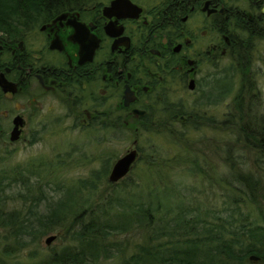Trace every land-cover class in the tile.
I'll return each mask as SVG.
<instances>
[{
    "label": "flooded vegetation",
    "instance_id": "flooded-vegetation-1",
    "mask_svg": "<svg viewBox=\"0 0 264 264\" xmlns=\"http://www.w3.org/2000/svg\"><path fill=\"white\" fill-rule=\"evenodd\" d=\"M131 1L139 13L130 8L124 16L109 17L104 9L112 0H80L61 11H42L33 24L0 25V80L10 87L0 85V115L7 120H0V126L7 124L4 142L29 143L37 135L25 130L26 115L33 126L34 106L29 114L24 106L3 109L7 100L19 98L32 106L57 96L70 115L76 113L77 128L99 119L107 123L104 114L110 112L109 126L136 133L146 126L164 128L165 112L188 122L192 114L221 107L264 108V87L254 76L264 73V0H211L205 12L207 0H175L174 8L173 3ZM73 21L84 25L78 36ZM221 22L225 27L218 26ZM172 76L183 81L184 98L173 104L185 105L186 118L170 107ZM208 76L216 92H205ZM236 78L240 83L234 93L222 98L219 92ZM256 97L263 101L254 102ZM17 119L20 134L11 140L7 127L14 129ZM38 126L39 135L47 130L45 122Z\"/></svg>",
    "mask_w": 264,
    "mask_h": 264
},
{
    "label": "trees",
    "instance_id": "trees-1",
    "mask_svg": "<svg viewBox=\"0 0 264 264\" xmlns=\"http://www.w3.org/2000/svg\"><path fill=\"white\" fill-rule=\"evenodd\" d=\"M79 1L0 0V25L37 22L36 17L33 19L27 14L29 3L37 6V12L41 9L57 12ZM162 2L163 6L173 3L171 8L175 7V0ZM28 17L30 22L26 21ZM247 110L255 119L241 124L239 131L247 143L264 156V116H258L256 109L240 110V113L244 115ZM168 114L172 113L165 112L164 119ZM104 117L107 123L99 119L84 129L100 132L99 142L118 140L125 134L137 140V148L142 152L139 162L148 158L147 145L156 147L154 137L161 129L146 126L138 133L134 129L126 131L109 126L110 112ZM177 121L182 124L181 130L174 133ZM189 121L198 130L203 121L209 125L214 123L205 113L192 114ZM165 125L173 138L175 136L174 141L187 134L186 119L173 117ZM12 153L6 152L9 156ZM110 156L92 176L73 183L58 176L67 162H58L55 157L46 162L38 160L32 165L0 169V264H105L104 261L114 258L120 259L115 264H264V210L260 209L256 218H249L237 207L242 198L251 197L250 193L259 186L257 181L251 182L252 177L240 178V196L231 197L230 207L203 212L182 198L183 194L178 191H167L164 186L162 190L159 185L149 189L141 187L131 178L133 171L121 181L112 183L108 179ZM2 159L4 157L0 156V161ZM149 161L154 165L153 157ZM259 163L264 165L263 161H258V166ZM261 188L264 191V186ZM172 192L179 198H174ZM162 193L168 204L161 199ZM15 201H20L21 205L11 209ZM134 229H148V233H145L144 243L136 244L126 257L130 241L112 239V236ZM53 231H61L70 242L60 248H51L53 252L41 256L44 253L42 239ZM25 253H28L26 258L20 257ZM252 254L260 256L262 261H250Z\"/></svg>",
    "mask_w": 264,
    "mask_h": 264
},
{
    "label": "rangeland",
    "instance_id": "rangeland-1",
    "mask_svg": "<svg viewBox=\"0 0 264 264\" xmlns=\"http://www.w3.org/2000/svg\"><path fill=\"white\" fill-rule=\"evenodd\" d=\"M162 1L141 0L146 4ZM260 70L264 72V69ZM258 72L254 76L261 82V87H264V73L259 74ZM252 88L256 90L254 86ZM256 98L257 100L254 102L263 101L262 97ZM227 99L229 98L226 97L224 100L227 102ZM4 106L3 109L10 111H16L18 107L24 106L28 114L30 108L34 106L33 126L30 127L31 121L29 116L26 115L28 125L25 130L26 135L29 130L32 133V129L36 131L37 135L29 143L24 142V140L18 143H11L12 141L6 143L4 142L5 138L1 137L2 135L6 137L4 130L7 124L4 123L5 126L1 124L0 156L4 159L0 161V169L8 166H21L22 164L32 165L38 160L46 162L55 157L59 160L58 162L64 164L67 162V165L59 170L58 176L67 182L71 181L70 183H73V181L77 182L80 179L92 176V172L101 169L104 165L103 160L110 155L112 159L111 169L116 157L123 154L133 140H129L130 138L124 134L118 140L116 138L108 140L101 136L106 140L99 142L101 133L96 129L77 128L75 126L76 113L71 112L70 115L57 96H49L41 104H32V106L27 98H19L14 101L7 100ZM256 110L254 109L258 116H264V108H261V104ZM248 112L247 110L242 115L240 110L226 111L223 107L217 111L212 109L210 113L205 114L211 116L214 123L209 125V123L203 121L204 123H201L198 130L191 126L190 121H188L186 122L187 134L184 138L176 137V141H174L175 136L173 138L168 127L162 128L160 134L154 137L156 147L150 148L147 145L148 158L137 164L131 178L146 189L159 185V189L164 186L167 191L169 189H173V192L178 191L183 194L182 198L194 203L195 208L206 212L207 209L216 211L230 207L231 197L239 195L240 178L249 175L253 178L251 182L257 181L259 186L250 193L251 197L248 196L253 199L239 197L242 198V201H239L237 207L238 209L240 207L239 210L244 213V217L256 218L260 209L264 210V191L261 188L264 186V165L259 163L258 166V161L264 162V156L255 151L239 131L240 124H246L247 120L255 119H252L253 117ZM229 116H233L236 123L232 120L233 118L229 120ZM0 118V120L7 122L3 115H0ZM171 118L173 119V115L168 114L164 122L169 123L172 121ZM136 120L130 119L133 123ZM40 122L47 124V130L39 135L38 129L40 127L38 124ZM233 123H235V126H233ZM175 124L174 133L181 130L180 126L182 125L178 122H175ZM12 129L13 127H7L9 137ZM22 137L25 139V135ZM105 137H107V134H105ZM29 138L31 139V137ZM105 148H109V150L107 151ZM7 151H13L14 154L12 153L9 156L6 154ZM6 156L9 157L5 158ZM152 157L155 160L154 165L149 164V158L152 159ZM195 169L199 171V176L191 174V170ZM247 184L249 185L250 181ZM173 192L172 196L176 199L179 198V195ZM252 194H255V197ZM163 195L165 194L162 193L161 199L168 204L169 201L167 202ZM20 203V201L13 202L11 209L19 207ZM234 209H236L235 206ZM147 230L134 229L128 233L113 235L112 239L130 241L127 246L130 247L129 253L124 254L127 257L134 250L136 244L142 245L144 243L145 233H148ZM53 234H57L59 237L57 236L58 238L51 243V247H48L46 238ZM61 234V231H53L43 237L42 250L44 253L41 256L45 255L46 252L50 253L51 248H60V246L70 242L68 236ZM25 254L20 257L26 258L28 253ZM119 260V258H114L104 262L105 264H115Z\"/></svg>",
    "mask_w": 264,
    "mask_h": 264
},
{
    "label": "water",
    "instance_id": "water-1",
    "mask_svg": "<svg viewBox=\"0 0 264 264\" xmlns=\"http://www.w3.org/2000/svg\"><path fill=\"white\" fill-rule=\"evenodd\" d=\"M130 8H133L136 13H139L141 11V8L135 5L131 0H112L111 4L105 7L104 13L111 16L112 14H122L121 16H124L126 13H123L129 11ZM72 24L76 29V36L81 34L80 31L84 27V25L78 21H73ZM75 40L79 41L78 38H75ZM93 50L94 49L88 50L87 54L93 52ZM0 85L3 87L4 90H10V87H8L7 82L5 80H0ZM18 121L19 119L15 120V127L12 130L11 140H16L19 137L20 130ZM136 145L137 140H135L132 145L114 162L108 177V179L112 183H117L121 181L126 176H128L135 168L137 162L139 161L142 155V153L136 148ZM57 236V234L48 236L46 238V244L51 245V243L57 238ZM253 258L254 256L251 257V259Z\"/></svg>",
    "mask_w": 264,
    "mask_h": 264
},
{
    "label": "bare ground",
    "instance_id": "bare-ground-1",
    "mask_svg": "<svg viewBox=\"0 0 264 264\" xmlns=\"http://www.w3.org/2000/svg\"><path fill=\"white\" fill-rule=\"evenodd\" d=\"M163 1H167V0H163ZM206 3L203 4L202 7V11L205 12L208 8V6L206 4H208L209 2L211 3V0H207L205 1ZM37 6L33 5V4H28V10H27V14L30 15L29 17L31 18H35L37 17L42 11H45L43 9H41V11L37 12ZM196 13V12H195ZM201 13V12H199ZM107 16H111V15H107ZM29 17L26 19V21H29ZM226 23L221 22L220 28L221 27H225ZM250 70L254 69V67L249 66ZM206 79L208 80V87L209 89L206 90L205 92L209 93V92H213L216 89L213 90V84L214 86H216V82L214 81V79H212L211 76L206 77ZM193 81V80H192ZM240 83V79H233V81H231L226 88H223V90L221 92H219L220 96L223 98V96L226 95H232L234 93V86L235 85H239ZM168 91H169V101L170 103V107L176 109L180 115H182V118H186V113H185V105L182 107H177L176 105L173 104V102H179L180 98L183 97L184 98V91H183V81L182 79L178 78L177 76H172L170 79V86H168ZM241 127V124L239 126V128ZM191 174H194V176L198 175L199 176V171L195 170H191ZM221 217H225L224 214H221ZM254 256L253 259H251V257ZM252 256L249 257L250 261H254V262H261L262 259L260 258V256L256 255V254H252Z\"/></svg>",
    "mask_w": 264,
    "mask_h": 264
}]
</instances>
